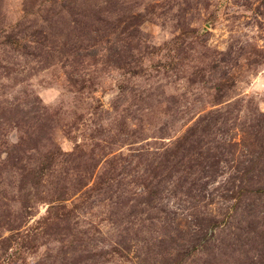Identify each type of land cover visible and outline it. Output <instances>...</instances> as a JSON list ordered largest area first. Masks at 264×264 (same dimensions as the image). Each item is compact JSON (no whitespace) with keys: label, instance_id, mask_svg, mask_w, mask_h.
<instances>
[{"label":"rangeland","instance_id":"obj_1","mask_svg":"<svg viewBox=\"0 0 264 264\" xmlns=\"http://www.w3.org/2000/svg\"><path fill=\"white\" fill-rule=\"evenodd\" d=\"M0 264H264V0H0Z\"/></svg>","mask_w":264,"mask_h":264}]
</instances>
